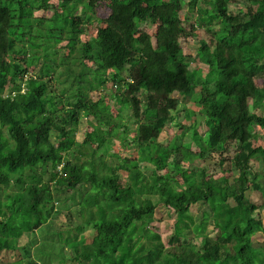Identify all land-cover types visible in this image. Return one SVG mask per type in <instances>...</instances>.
Segmentation results:
<instances>
[{
  "label": "trees",
  "instance_id": "obj_1",
  "mask_svg": "<svg viewBox=\"0 0 264 264\" xmlns=\"http://www.w3.org/2000/svg\"><path fill=\"white\" fill-rule=\"evenodd\" d=\"M198 1L186 6L199 20L181 13L184 0H69L63 10L54 0H0V264H264V240H255L264 234V197L259 204L248 194L264 195V145L253 142L254 128H264V83L256 82L264 72V0H237L243 13L230 11L236 0ZM80 2L92 12L109 8L85 42L90 19L75 14ZM49 9L50 17L35 15ZM198 26L209 36L199 47L205 78L180 41ZM63 40L72 53H59ZM38 63L33 73L28 64ZM109 69L121 101L116 116L91 96ZM175 93L202 105L204 131L196 126L192 136L198 150L159 141L181 101ZM123 105L138 121L141 153L112 164L107 142L127 129ZM83 119L107 137L100 148L76 139ZM229 147L232 168L221 175L174 156L191 163ZM254 159L262 168L251 177ZM141 161L154 165L152 174ZM171 162L174 171L162 172ZM200 202L211 213L194 214ZM159 204L176 213L167 244L151 225ZM65 210L69 221L60 225Z\"/></svg>",
  "mask_w": 264,
  "mask_h": 264
},
{
  "label": "rangeland",
  "instance_id": "obj_2",
  "mask_svg": "<svg viewBox=\"0 0 264 264\" xmlns=\"http://www.w3.org/2000/svg\"><path fill=\"white\" fill-rule=\"evenodd\" d=\"M188 0H184V8L182 9L181 13L184 15H188L189 19H198L200 17V13L197 11L191 12L188 10V6H186ZM54 2L59 6L60 10L65 9V7L69 4V0H54ZM202 0L198 1V4H201ZM244 1H235L229 4V9L233 13L237 12H246V7L244 5ZM77 10L75 14H81L85 18L89 17L90 21L86 24V30L84 33L80 35V41L85 42L86 40L93 39L97 33V25L102 22L103 17H105L108 12L109 8L107 5H101L97 7V11L92 12L91 10L87 9L84 5V2H80L77 4ZM54 13L53 9H49L47 11H36L35 15H45L46 17H50ZM199 20V19H198ZM190 25V24H189ZM188 25V27H189ZM146 28L151 32L154 33L156 30V26L154 24H147ZM208 31L205 27H199L192 32L191 35L187 37L180 38L184 53L187 56V61L190 64V68H196L198 70L199 75L202 78H205L207 75V69L205 68L204 62L200 59L199 56V47L201 45L202 40L208 39ZM64 41V40H63ZM61 41L57 44L59 47V53L64 54L68 53L69 49L65 46V41ZM72 53V51H70ZM69 52V53H70ZM91 64V63H90ZM29 69L32 70L33 73L38 71V65L35 64H28ZM36 70H35V68ZM94 67L99 68L100 66L94 64ZM95 68V69H96ZM31 72V71H30ZM125 74L127 73L126 70L123 71ZM116 73L115 69H109L107 73L103 74L102 77L106 79V85H101L100 82L95 81L92 85L91 96L96 100L98 98H102L101 107H105L109 110V113L113 116L118 115L119 113V105H121L120 99L114 94L115 93V85L112 81V76ZM256 82L259 85H263L264 83V72L260 73L257 77ZM11 83L7 85L8 92L9 88L11 87ZM51 89L55 90V84L52 82L50 85ZM26 89L25 84L23 85V90ZM177 97L181 98V101L178 105V108L173 110L174 119L171 120L163 129L159 136V141L165 145H169L170 147H175L176 145H180L182 143H191V147L193 150H198L199 147L195 140H193V130L194 127H198L203 129L204 127L201 120L204 118V110L202 105L199 101L192 97L189 99H184L179 93L174 94ZM260 113H264V107L259 110ZM120 121L124 127L115 129L114 135L111 137V141L107 142V154L106 158L112 163L117 164L119 163V159L121 157H132L138 158L139 154L141 153V148L135 138L136 128L138 121L133 113V109L129 105H123L122 108V115L120 117ZM255 135L253 142L255 145H264V128L263 127H256L253 130ZM76 139L78 141L82 140H89V142L97 147L100 148L103 143L106 141V138H102L98 132L96 131L95 127L92 126L87 120L83 119L82 123L78 126V130L76 132ZM234 153L233 147H229L227 151H224L223 154L220 152H212L211 154L207 155L204 159H195L193 162H189L182 159V155L180 152L176 153L174 156L182 163L183 166L190 165L191 167L194 166H208L210 172L214 173L215 175H221L224 171L223 168L229 167L232 168L229 160ZM227 159L224 164H220L221 158ZM141 169L147 174H152L153 169L155 168L152 163L141 161L140 162ZM252 169L249 171L250 176H253V172L256 170H260L262 168L261 161L254 159L251 161ZM234 169V168H233ZM236 170V169H234ZM174 171V164L171 162L164 171ZM122 179L124 181H128V175L125 170L121 172ZM180 178V176H178ZM181 179V178H180ZM195 178H193V181ZM249 196L252 198L253 201L261 204L263 202L264 195L258 191L250 189L248 190ZM156 197V196H154ZM75 209V208H73ZM194 214H201L202 212L211 213V209L207 203H197L194 204L191 208ZM263 213V220H264V208L262 209ZM66 210L61 212L56 217V222L62 225L65 222L69 221V218L66 217ZM176 213L172 208L166 207L163 204H159L156 208V212L154 215V220L151 223L154 230L158 231L163 241L167 244L169 237L173 233V224L175 221ZM72 218L74 220V224L81 221V216L75 210L73 211ZM72 223V224H73ZM73 224V225H74ZM210 228H213V223L210 221ZM214 233V232H213ZM193 237V236H192ZM191 240L194 243L199 244L201 239L199 238H192ZM256 242H262L264 240V234H256L255 236Z\"/></svg>",
  "mask_w": 264,
  "mask_h": 264
}]
</instances>
